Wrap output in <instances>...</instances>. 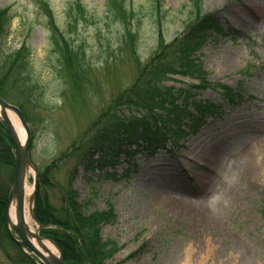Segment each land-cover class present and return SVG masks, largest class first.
<instances>
[{
    "label": "rangeland",
    "instance_id": "rangeland-1",
    "mask_svg": "<svg viewBox=\"0 0 264 264\" xmlns=\"http://www.w3.org/2000/svg\"><path fill=\"white\" fill-rule=\"evenodd\" d=\"M41 1L50 6L60 31L73 33L71 42L85 50L90 68L80 79L60 70ZM105 1L0 0V10L9 8L13 16L6 53L15 54L24 45L31 48L34 89L44 101L37 108H27L33 170L29 188L33 173L63 154L64 164L54 177L66 186L77 160L98 132L112 130L116 104L132 96L129 89L143 65L130 46L118 49L119 28L106 25L101 16ZM145 2L127 0L136 9ZM79 6L86 19L74 34L66 30V16ZM186 6L187 0H166L160 15L143 8L134 47L142 63L149 62L158 38L168 45L185 35L194 20ZM201 14H212L222 33L214 43L206 40L192 57L199 58L202 72L174 76V82L166 86L190 90L196 94L195 104L220 106L226 116L209 120L197 134L187 133L177 145L170 143L153 156L141 148L135 151L121 138L103 153L109 164L95 170L92 178L76 166L70 190L84 205L85 216L100 214L110 219L101 228V238L114 255L104 264H264V0H202ZM108 43L111 50L106 54L100 45ZM171 57L175 62L176 56ZM200 77L209 88H192ZM219 85L240 93L242 101L236 109L230 110ZM234 119L244 124L225 129ZM256 121L263 125L260 141L246 149L242 130L235 129H247ZM128 148L134 153L126 158ZM99 156L95 153L94 159ZM2 183L9 189L4 169L0 170ZM180 202L187 215L179 210ZM31 227L36 230L35 225ZM44 239L57 247L53 240ZM11 243L0 239V264H37L29 255L30 261L23 263L22 254Z\"/></svg>",
    "mask_w": 264,
    "mask_h": 264
},
{
    "label": "trees",
    "instance_id": "trees-1",
    "mask_svg": "<svg viewBox=\"0 0 264 264\" xmlns=\"http://www.w3.org/2000/svg\"><path fill=\"white\" fill-rule=\"evenodd\" d=\"M165 1L146 0L136 9L127 4V0H106L101 16L106 25L112 23L119 28L121 41L118 49L122 50L123 47L130 46L129 48L133 49L134 58L140 65H143L137 70L136 81L129 89L132 96H127L126 102L116 104L115 110L112 112L114 116L112 130L98 132L80 159L77 160L66 186L59 185L54 177V174L64 164L65 154L62 157L54 158L53 162L42 170H37L38 185L33 213L38 223L43 227L40 233L41 237L51 239L56 243L66 264H104L114 255L112 248L107 243H103L101 238V228L110 220L108 216L95 214L86 217L84 205L79 202L76 193L70 190V184L76 176V166H82L84 172L92 178L94 171L108 161L106 159L108 156L103 153L110 151L112 145L121 138H124V141L129 144L143 143L150 149H155L156 146H162L168 139L174 142L178 141L179 134L182 133L180 126L184 119L189 120L187 128L195 134L206 120L222 115L219 107L207 103L200 105L190 103L194 97L190 90L175 91V89L166 86V84L174 82V76L188 77L192 74L196 76L202 72L199 58L192 60V57L209 38V32L216 29L212 16L201 14L202 0H187L186 7L191 9L194 20L185 35L168 45L164 44L159 36L157 49L147 63H142L138 54L134 52L135 36L140 26V15L145 12V10L142 12L143 8L148 7L151 12L160 15ZM41 8L47 15V27L51 33L50 44L56 54L60 70L70 72L71 78L80 79L90 68L85 50L82 46H75L71 42L72 38L69 35L73 33H63L59 26L54 24L53 12L49 5L42 4ZM8 12V10H0V97L17 106L28 120L27 108H37L44 104V101L36 95L34 89L33 81L36 79L32 76L31 57L33 51L31 48L24 45L15 54L8 55L6 53V42L13 19ZM84 19H86L85 10L79 6L77 10L67 14L66 30L73 31L74 34L79 33L82 27L80 21ZM100 47L106 54L111 50L109 43L104 46L100 45ZM171 55L176 56L177 62H173ZM199 81L198 86L192 88L201 89L209 85L201 77ZM220 89L229 104L236 105V101L240 97L237 94L231 95V91L227 88L220 86ZM139 94L144 96L137 99ZM127 95L130 94L127 92ZM145 98L147 100H144ZM178 101L181 105H178ZM190 105L193 107V113L188 112ZM95 153L100 154L96 160L94 159ZM13 166L14 155L11 137L7 128L0 121V170L4 169L10 184ZM8 190L5 188V183H2L0 186V239H7L11 243L5 228L3 214ZM56 192L62 195L58 198L53 196ZM55 200H58L56 201L58 203H54ZM11 245L18 250L13 242ZM22 257L23 263L30 261L24 253Z\"/></svg>",
    "mask_w": 264,
    "mask_h": 264
},
{
    "label": "water",
    "instance_id": "water-1",
    "mask_svg": "<svg viewBox=\"0 0 264 264\" xmlns=\"http://www.w3.org/2000/svg\"><path fill=\"white\" fill-rule=\"evenodd\" d=\"M15 115L19 125L24 133L21 140L10 115ZM0 120L8 129L14 151V171L12 183L5 202L4 219L8 233L12 240L21 247L26 253L28 252L35 258L39 264H65L61 253L53 242L40 237V231L43 227L38 223L34 214L33 206L36 197L38 175L33 173V185L30 193L26 192L28 174L33 172L30 162L29 150L31 145V130L22 114L16 107L0 97ZM14 208L15 222H11L10 210ZM30 224L35 225L36 230H31ZM49 242L55 249L56 254L49 252L43 242ZM39 248H38V247ZM44 251L41 252V250Z\"/></svg>",
    "mask_w": 264,
    "mask_h": 264
},
{
    "label": "bare ground",
    "instance_id": "bare-ground-1",
    "mask_svg": "<svg viewBox=\"0 0 264 264\" xmlns=\"http://www.w3.org/2000/svg\"><path fill=\"white\" fill-rule=\"evenodd\" d=\"M258 8H260V7H258ZM241 16L243 18L245 17L243 13H241ZM10 118H11V121L13 122V124H14L15 130L17 131V133L19 135V138L21 140H23L24 133H23V130L21 129L18 121L12 115H10ZM228 123L229 124L231 123L230 125H233L234 123H236L235 125H238V122H228ZM262 129H263V125L257 123V121L254 122V123L249 124L247 126V129L246 128L242 129V132L240 134V138L242 140L243 139L246 140V149H249V146L251 144H255L256 145L260 141L259 135H260V132H261ZM30 173H32V172H30ZM26 192L27 193H30L31 192V189L29 187H27L26 188ZM178 207H181L179 210L184 209V208H182L183 207V204L181 202H180V204H178ZM185 210L186 209H184L182 211V213L187 215V212H184ZM10 219H11V222H15V214H14V208L13 207H11V210H10ZM43 244L48 249L49 252H52V253L56 254V251H55L54 247L49 242L44 241ZM40 250H41V252L44 253V251H42V249H40Z\"/></svg>",
    "mask_w": 264,
    "mask_h": 264
},
{
    "label": "flooded vegetation",
    "instance_id": "flooded-vegetation-1",
    "mask_svg": "<svg viewBox=\"0 0 264 264\" xmlns=\"http://www.w3.org/2000/svg\"><path fill=\"white\" fill-rule=\"evenodd\" d=\"M21 250V249H20Z\"/></svg>",
    "mask_w": 264,
    "mask_h": 264
}]
</instances>
